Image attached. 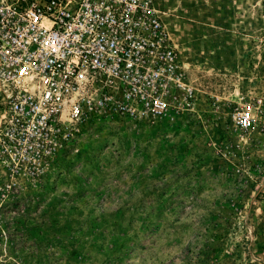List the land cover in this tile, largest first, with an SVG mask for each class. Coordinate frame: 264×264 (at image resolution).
<instances>
[{
    "label": "rangeland",
    "instance_id": "1",
    "mask_svg": "<svg viewBox=\"0 0 264 264\" xmlns=\"http://www.w3.org/2000/svg\"><path fill=\"white\" fill-rule=\"evenodd\" d=\"M154 4L183 73L167 110L0 141V264H264V0Z\"/></svg>",
    "mask_w": 264,
    "mask_h": 264
},
{
    "label": "built area",
    "instance_id": "2",
    "mask_svg": "<svg viewBox=\"0 0 264 264\" xmlns=\"http://www.w3.org/2000/svg\"><path fill=\"white\" fill-rule=\"evenodd\" d=\"M180 52L154 0H0V141L25 153L90 114H164ZM252 105L237 122L249 127Z\"/></svg>",
    "mask_w": 264,
    "mask_h": 264
}]
</instances>
